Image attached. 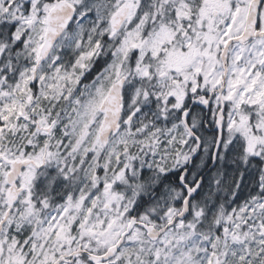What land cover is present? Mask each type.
<instances>
[{"label":"snow or ice","instance_id":"snow-or-ice-1","mask_svg":"<svg viewBox=\"0 0 264 264\" xmlns=\"http://www.w3.org/2000/svg\"><path fill=\"white\" fill-rule=\"evenodd\" d=\"M0 264H264V0H0Z\"/></svg>","mask_w":264,"mask_h":264}]
</instances>
